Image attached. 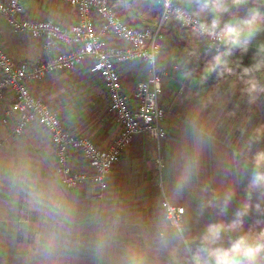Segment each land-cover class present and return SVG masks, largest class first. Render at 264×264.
Listing matches in <instances>:
<instances>
[{
  "label": "crops",
  "instance_id": "crops-1",
  "mask_svg": "<svg viewBox=\"0 0 264 264\" xmlns=\"http://www.w3.org/2000/svg\"><path fill=\"white\" fill-rule=\"evenodd\" d=\"M181 1L186 9L196 11L193 0ZM22 2V16L28 19H49L65 26L76 21L75 9L65 1ZM111 2L126 21L138 26L155 24L160 14L155 0ZM0 40L10 58L30 63L71 47L28 31L13 30L3 17ZM104 40L118 47L127 45L111 34H105ZM256 42H264V33ZM217 52L207 50L202 38L176 22L163 25L154 68L161 75L159 103L167 110L163 119L166 136L157 144L152 138L147 140L145 132H136L106 175L101 196L92 183L72 189L63 187L49 133L33 122L20 134H14L11 125L2 121L11 100L9 94L5 95L0 102V264H129L133 253H138L144 264H187L186 245L162 227L169 223L161 205L164 198L183 206L181 224L190 235L193 249L204 227L218 218L213 208L200 207L213 196L222 201L231 193L223 219L230 220L245 204L249 209L245 228L256 218L264 219V197L247 188L251 155L258 149L255 143L250 150L245 148L246 137L238 133L241 128H228L237 123L238 115L236 109L231 112L228 108L239 106L241 112L244 105L227 101L225 85L242 75L243 67L251 63L253 50L246 55L236 52L230 58L233 74L215 84L198 86L197 75L219 72L206 71ZM93 61V56L88 55L72 68L53 71L40 81L30 82V89L50 104L68 129L87 134L98 145L107 147L118 135L120 125L108 110L103 80L91 70ZM117 69L123 91L135 105V85L148 77L151 66L147 60L138 59L120 63ZM247 122L251 123L252 133L259 127L253 109L250 117L245 115L241 121ZM155 145L161 147L159 160L166 170L168 194L157 187L150 173ZM72 163L83 166L79 157H74ZM182 176L187 177V184L179 191ZM40 193L44 207L38 210L34 197ZM52 201L61 202L67 213H53L47 207Z\"/></svg>",
  "mask_w": 264,
  "mask_h": 264
},
{
  "label": "built area",
  "instance_id": "built-area-1",
  "mask_svg": "<svg viewBox=\"0 0 264 264\" xmlns=\"http://www.w3.org/2000/svg\"><path fill=\"white\" fill-rule=\"evenodd\" d=\"M58 1H65L75 9L73 24L65 26L49 19L31 20L22 16V0H0V17L13 30L28 31L47 41L71 46L48 59L30 63L10 58L0 40V102L5 95L11 96L2 121L11 125L14 134H20L33 122L44 127L51 138L63 187L72 189L92 183L101 196L106 175L136 132L147 133L157 144L166 136L163 119L167 110L159 103L161 75L154 68L155 55L161 49L163 25L174 21L180 28L202 38L207 50L221 49L215 40L196 33L197 25L204 20L186 9L181 0H155L160 6L158 19L153 25L141 26L126 21L111 0ZM105 34L121 38L127 45L107 44ZM88 55L94 58L91 70L104 82L108 110L120 125L118 135L107 147L98 145L87 134L68 129L50 104L30 89V82L40 81L53 71L72 68ZM138 59L147 60L151 70L146 79L135 85L136 103L132 105L123 91L117 65ZM74 157H79L83 166H75ZM161 205L169 222L181 224L183 206L172 204L166 198Z\"/></svg>",
  "mask_w": 264,
  "mask_h": 264
},
{
  "label": "clouds",
  "instance_id": "clouds-1",
  "mask_svg": "<svg viewBox=\"0 0 264 264\" xmlns=\"http://www.w3.org/2000/svg\"><path fill=\"white\" fill-rule=\"evenodd\" d=\"M196 16L203 15L207 19L200 22L195 31L200 36L215 40L220 49L211 59L206 69L211 73L219 69V75L230 72V58L239 52L246 55L253 50L251 63L243 67L241 76V92L246 94L249 103H255L264 96V81L257 74H264V42H256L258 35L264 33V0H193ZM246 11L241 15V10ZM227 16V19H224ZM264 139V127H258L249 136L245 145L251 148L252 143ZM252 169L248 176L247 188L264 197V148L251 155ZM187 184V177L178 181V190L182 191ZM43 194L34 197L38 210L44 207ZM231 193H227L222 201L214 196L201 203V209L211 207L218 217L209 222L197 237V245L190 247V235L183 224L171 221L162 225L171 230L174 237L185 244L187 264H264V219L256 218L245 228L249 215L248 205L239 208L230 220L223 219ZM47 207L56 215L66 214V207L59 201H52ZM235 234V235H234ZM54 240V237H53ZM129 264H144L138 253L130 256Z\"/></svg>",
  "mask_w": 264,
  "mask_h": 264
},
{
  "label": "rangeland",
  "instance_id": "rangeland-1",
  "mask_svg": "<svg viewBox=\"0 0 264 264\" xmlns=\"http://www.w3.org/2000/svg\"><path fill=\"white\" fill-rule=\"evenodd\" d=\"M241 76L242 75H236L233 79L228 80L227 83L225 84L227 86V91H228V92H226L227 93V95H226L227 101L228 102L231 101L232 104L236 103L237 105H239L241 103V105H244L241 112L239 111V106L238 107L230 106L228 108V111H231V112H233V110L236 109V111H237L236 113L238 114L235 116V120L237 119V123L233 124L231 127L228 125V128H230L231 131H234V130L236 131L239 128H241L238 131V133L240 135H244L246 137L245 139H243V145H246V143L249 140V136L254 134V132L253 133L251 132V129H250L251 123L247 122L244 124V123H241V121L244 119L245 115H247V117H250V111H252V109H253V116L258 115L259 127H264V96H261L257 100L256 105H255V103H249L247 95L242 94V92H241V87H242ZM257 77L262 79V81H264V77H259V76H257ZM229 88L232 89L233 91L229 90ZM252 104H253V107L251 109ZM230 116H233V113ZM150 138L151 137L146 133V139L151 140ZM232 142H233V140H232ZM160 143H161V141H160ZM254 143H255L257 149L264 148V139H261L260 141L254 142ZM160 150H161V147H157V145H155L153 148V153H154L153 164H154V167L150 171V173H151L152 177L154 178L157 187H159L160 189L163 188V190H165V193L168 194L166 192L167 188L165 187L166 170L163 167V164H162L163 161L159 160Z\"/></svg>",
  "mask_w": 264,
  "mask_h": 264
},
{
  "label": "trees",
  "instance_id": "trees-1",
  "mask_svg": "<svg viewBox=\"0 0 264 264\" xmlns=\"http://www.w3.org/2000/svg\"><path fill=\"white\" fill-rule=\"evenodd\" d=\"M220 71V70H219ZM217 73H212L211 76H203V75H197L198 77V86H203V85H212L217 83L218 81H220L222 78H224L225 76L229 75V74H233L234 71L231 70L230 72L224 73L223 75H219Z\"/></svg>",
  "mask_w": 264,
  "mask_h": 264
}]
</instances>
